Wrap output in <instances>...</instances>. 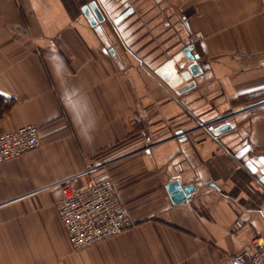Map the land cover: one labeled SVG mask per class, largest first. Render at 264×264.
Here are the masks:
<instances>
[{"label":"crops","instance_id":"0c3cea01","mask_svg":"<svg viewBox=\"0 0 264 264\" xmlns=\"http://www.w3.org/2000/svg\"><path fill=\"white\" fill-rule=\"evenodd\" d=\"M92 1L101 34L82 10ZM263 10L264 0H0V132L34 123L41 135L0 164V264H237L264 238ZM225 121L233 128L214 135ZM92 159L136 226L75 251L57 182ZM174 180L194 185L186 201L172 199Z\"/></svg>","mask_w":264,"mask_h":264},{"label":"built area","instance_id":"2783aa9c","mask_svg":"<svg viewBox=\"0 0 264 264\" xmlns=\"http://www.w3.org/2000/svg\"><path fill=\"white\" fill-rule=\"evenodd\" d=\"M195 36L198 40L203 38L200 32ZM40 146V127L37 124L29 123L13 130L1 131L0 164ZM104 166L105 163L92 159L81 172L57 182L62 193L56 201L57 211L75 251L91 247L136 226L113 177L108 173L102 177L96 176ZM232 259L237 264H264V238L254 236L250 247L233 254Z\"/></svg>","mask_w":264,"mask_h":264},{"label":"water","instance_id":"95a60500","mask_svg":"<svg viewBox=\"0 0 264 264\" xmlns=\"http://www.w3.org/2000/svg\"><path fill=\"white\" fill-rule=\"evenodd\" d=\"M83 12L86 18L89 20L92 26L95 27L96 31L100 34L102 33L101 23L105 22L106 16L102 12V9L98 5L97 2L92 1L88 5L83 7ZM103 39H105L103 37ZM106 40V39H105ZM194 44H189L185 48L182 49L183 55L189 60L191 63L188 67L189 71L193 75H199L202 72L199 62V54L193 53ZM113 51V49H110ZM233 128V125L229 121H225L224 123L211 127L212 133L216 136L229 131ZM178 134H181L182 131L178 130ZM172 199L175 203H181L187 200L188 196L192 194L194 190V185L182 186L179 180H174L167 186Z\"/></svg>","mask_w":264,"mask_h":264},{"label":"snow or ice","instance_id":"6c2138e0","mask_svg":"<svg viewBox=\"0 0 264 264\" xmlns=\"http://www.w3.org/2000/svg\"><path fill=\"white\" fill-rule=\"evenodd\" d=\"M262 162H264V161H262Z\"/></svg>","mask_w":264,"mask_h":264}]
</instances>
